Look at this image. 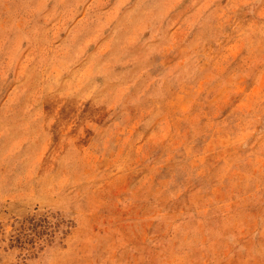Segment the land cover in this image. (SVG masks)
Here are the masks:
<instances>
[{
  "label": "rangeland",
  "instance_id": "obj_1",
  "mask_svg": "<svg viewBox=\"0 0 264 264\" xmlns=\"http://www.w3.org/2000/svg\"><path fill=\"white\" fill-rule=\"evenodd\" d=\"M0 264H264V0H0Z\"/></svg>",
  "mask_w": 264,
  "mask_h": 264
}]
</instances>
